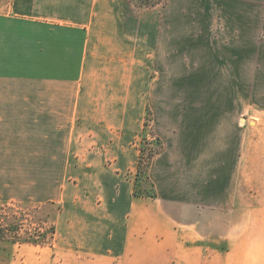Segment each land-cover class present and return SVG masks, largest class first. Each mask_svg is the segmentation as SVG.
I'll return each instance as SVG.
<instances>
[{
    "label": "crops",
    "instance_id": "0c3cea01",
    "mask_svg": "<svg viewBox=\"0 0 264 264\" xmlns=\"http://www.w3.org/2000/svg\"><path fill=\"white\" fill-rule=\"evenodd\" d=\"M159 36L129 0L0 7V198L13 171L64 174L44 198L61 204L53 240L18 244L6 264H264V17L196 39L227 97L164 114L155 195L135 196L139 90Z\"/></svg>",
    "mask_w": 264,
    "mask_h": 264
},
{
    "label": "rangeland",
    "instance_id": "374dc122",
    "mask_svg": "<svg viewBox=\"0 0 264 264\" xmlns=\"http://www.w3.org/2000/svg\"><path fill=\"white\" fill-rule=\"evenodd\" d=\"M6 1L8 0H0V7ZM129 1L134 11H153L160 33L156 57L153 58L150 72L145 76L144 87L139 90L143 103L139 109L141 131L135 141L139 153H143L140 171L137 172V163L135 167L136 191L138 196H148L154 192L149 175L150 167L147 170L148 153L160 147L158 142L161 143V149L163 146L155 124L163 126L164 114L171 113V108L184 110L183 106L178 105L184 101L195 107L197 103L220 102L227 97V91L218 88L217 82L213 83L211 69L214 59L202 56L203 47L200 43L198 47L196 39L202 35H214L216 38L226 30H234L235 35H238L244 29L258 25L264 17V0ZM209 39L211 41L213 38ZM204 49L206 50L205 47ZM219 76V86L223 87L227 74ZM97 92L90 91L93 97ZM100 94L107 98L112 93ZM119 94L123 97L130 96L122 92ZM101 108L105 110L107 107ZM16 172L13 171L11 188L2 193L4 197L0 198V223L11 227L6 230L5 237H0V264L11 260L18 244L30 243L20 241H40L37 245L51 243L55 231L53 218L61 208L58 202H50L44 198L54 188L57 190V186L49 183L53 179L61 181L63 171Z\"/></svg>",
    "mask_w": 264,
    "mask_h": 264
},
{
    "label": "trees",
    "instance_id": "16d2710c",
    "mask_svg": "<svg viewBox=\"0 0 264 264\" xmlns=\"http://www.w3.org/2000/svg\"><path fill=\"white\" fill-rule=\"evenodd\" d=\"M159 143V148H156L154 150H151L148 155H149V162L147 164V170L148 167L150 165L151 159L154 156L155 153L159 152L161 150V143ZM143 159V153L142 151L139 153V157H138V161H137V172L140 171V165ZM133 195L138 196L137 191H136V186H135V181H134V185H133ZM155 192H153L152 195H148V196H154ZM147 196V195H146ZM11 228V227H10ZM9 227H7L6 225H4L2 222L0 223V237L3 238L6 235V230L10 229ZM20 242H30L32 244H40V241L37 240H26V241H20Z\"/></svg>",
    "mask_w": 264,
    "mask_h": 264
}]
</instances>
